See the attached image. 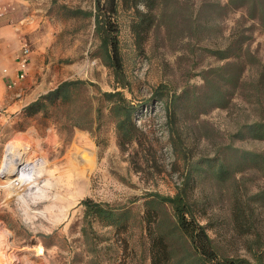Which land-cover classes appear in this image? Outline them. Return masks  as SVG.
Instances as JSON below:
<instances>
[{
  "label": "rangeland",
  "instance_id": "374dc122",
  "mask_svg": "<svg viewBox=\"0 0 264 264\" xmlns=\"http://www.w3.org/2000/svg\"><path fill=\"white\" fill-rule=\"evenodd\" d=\"M29 1L40 17L36 31L27 37L31 58L36 56L35 70L25 78L29 98L63 81L85 84L73 89L66 101H46L30 115L13 113L7 123L0 119V170L12 146L34 163L20 185L8 184L0 172V264H151L152 227L144 219L147 198L151 193L173 195L185 167L194 163H202L206 171L192 175L187 198L219 252L247 260L250 246L264 252L262 163L241 162L224 180L203 163L215 167L218 158L231 164L242 151L264 155V140L253 139L246 129L264 120V29L248 20L243 9L210 21L207 29L195 25L196 32L177 15L150 28L138 44L131 12L120 11L127 90L117 87L99 59L93 18L71 12L92 10L93 0ZM229 45L233 48L225 60L211 53ZM235 53L239 56L233 57ZM227 62L240 72L236 85L228 81L232 66L217 76L207 74ZM202 74L214 78L226 101L199 115L181 112L185 95L210 92ZM159 84L180 96L173 108L176 148L165 109L150 101ZM115 88L140 108L134 114L138 138L122 148L102 96ZM87 197L124 208L125 225L116 229L92 220L89 229L79 204ZM149 210L154 226L161 221L172 226L169 210L163 217ZM83 226L88 240L81 233ZM174 242V258H179L181 246Z\"/></svg>",
  "mask_w": 264,
  "mask_h": 264
},
{
  "label": "trees",
  "instance_id": "16d2710c",
  "mask_svg": "<svg viewBox=\"0 0 264 264\" xmlns=\"http://www.w3.org/2000/svg\"><path fill=\"white\" fill-rule=\"evenodd\" d=\"M192 0H93V9L88 12L76 9L71 11L74 15L84 14L93 18L94 33L99 39L98 50L99 59L103 65L108 67L115 80L117 87L129 89L128 81L124 69L123 61L120 54L119 42V22L120 11L131 12V31L135 36L138 44L142 42L145 36L150 32V28L159 27L165 20H173L180 15L181 20L188 25L207 29L210 21L223 17L229 11L243 9L248 20L255 22L261 29H264V0H199L198 4ZM198 22V24H196ZM239 42H236L238 44ZM238 46H236L237 48ZM233 46L229 45L223 50H211V53L220 60L227 59ZM240 48L238 47V50ZM239 54H233L238 57ZM232 66L229 70L228 81L234 85L239 81V73L234 70L232 63L227 62L219 67L210 68L207 74H215ZM203 75V81L210 85V92L207 94L192 95L189 98L185 95L181 112L196 113V115L206 113L208 106L218 107L223 104L226 98L225 94L214 84V78ZM85 84L82 80L63 81L55 89L40 95L34 102L30 103L21 113L30 115L37 112L40 106L46 101H66L71 96V92L79 85ZM94 85V84H92ZM185 90L183 94H186ZM164 84H159L151 93L150 101H155L165 109L166 123L171 127V141L174 148L177 147L174 139L175 114L174 105L180 96L169 94ZM103 98L109 106V112L114 119L118 145L122 148L127 144L136 142L139 129L134 122V114L140 109L135 107L124 95L123 91L115 88L113 91L103 92ZM192 109V110H191ZM99 111V110H98ZM191 111V112H190ZM198 113V114H197ZM248 135L253 139L264 140V120L254 122L246 126ZM178 135V134H177ZM179 139V138H177ZM239 160V161H238ZM238 160L234 163L225 162V159H216L215 167L209 162L205 168H211L217 179L224 180L229 174H234L236 167L241 162L262 163L261 168L264 170V155L242 151ZM202 163H194L185 167L184 178L180 186L176 187L173 195L164 196L158 193H151L146 202V211L144 219L152 227L151 245H150V262L151 264H264V252L258 245L250 246L251 258L249 260L242 258L227 257L222 255L214 244L213 239L209 236L206 226L202 224L194 215L192 204L187 198V185L192 175L200 176L203 170ZM83 208L84 218L87 227L92 229V220L105 223L107 226L119 229L127 221V211L124 208L118 209L109 203L97 202L87 197L80 201ZM154 205V206H151ZM161 212V216H166V211L171 212L170 221L172 226H167L161 221L154 226L155 217L149 210ZM81 233L88 240L86 226L81 229ZM176 241L181 246V256L174 255V244ZM258 250H254L255 248ZM157 249V251H156ZM156 251V253H155Z\"/></svg>",
  "mask_w": 264,
  "mask_h": 264
},
{
  "label": "crops",
  "instance_id": "0c3cea01",
  "mask_svg": "<svg viewBox=\"0 0 264 264\" xmlns=\"http://www.w3.org/2000/svg\"><path fill=\"white\" fill-rule=\"evenodd\" d=\"M39 18L29 0H0V119L4 123L9 121L13 113H20L40 96L37 94L29 98L27 79L7 88V84L16 77V56L20 40L36 31ZM35 59L34 55L29 66V76L35 70Z\"/></svg>",
  "mask_w": 264,
  "mask_h": 264
},
{
  "label": "bare ground",
  "instance_id": "6f19581e",
  "mask_svg": "<svg viewBox=\"0 0 264 264\" xmlns=\"http://www.w3.org/2000/svg\"><path fill=\"white\" fill-rule=\"evenodd\" d=\"M23 153L16 151L13 146L7 151V154L1 165L0 172L3 173V176L7 178L6 182H8V184L17 182L16 184L20 185L21 182L28 176L27 172L29 171V168L34 166V163L32 164V161L29 158L27 159ZM43 163L45 164V161ZM53 171L54 170H52V172Z\"/></svg>",
  "mask_w": 264,
  "mask_h": 264
},
{
  "label": "built area",
  "instance_id": "2783aa9c",
  "mask_svg": "<svg viewBox=\"0 0 264 264\" xmlns=\"http://www.w3.org/2000/svg\"><path fill=\"white\" fill-rule=\"evenodd\" d=\"M32 45L26 36L20 40L19 50L16 56V77L14 81L7 84V88H12L16 83L25 80L28 75L32 55Z\"/></svg>",
  "mask_w": 264,
  "mask_h": 264
}]
</instances>
